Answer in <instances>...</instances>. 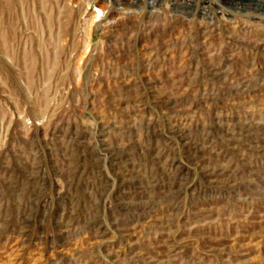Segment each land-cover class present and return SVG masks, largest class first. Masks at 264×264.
Returning <instances> with one entry per match:
<instances>
[{"label": "rangeland", "instance_id": "1", "mask_svg": "<svg viewBox=\"0 0 264 264\" xmlns=\"http://www.w3.org/2000/svg\"><path fill=\"white\" fill-rule=\"evenodd\" d=\"M0 264H264V0H0Z\"/></svg>", "mask_w": 264, "mask_h": 264}]
</instances>
